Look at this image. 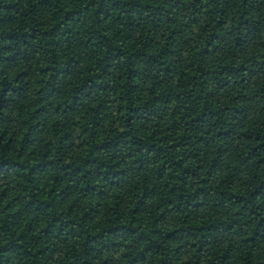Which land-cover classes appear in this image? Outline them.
I'll return each mask as SVG.
<instances>
[{
	"label": "trees",
	"instance_id": "16d2710c",
	"mask_svg": "<svg viewBox=\"0 0 264 264\" xmlns=\"http://www.w3.org/2000/svg\"><path fill=\"white\" fill-rule=\"evenodd\" d=\"M0 264H264V0H0Z\"/></svg>",
	"mask_w": 264,
	"mask_h": 264
}]
</instances>
